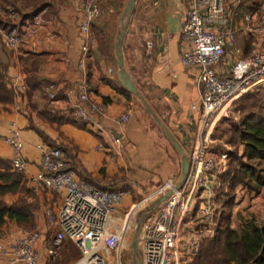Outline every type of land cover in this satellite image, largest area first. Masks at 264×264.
Here are the masks:
<instances>
[{"label":"crops","instance_id":"0c3cea01","mask_svg":"<svg viewBox=\"0 0 264 264\" xmlns=\"http://www.w3.org/2000/svg\"><path fill=\"white\" fill-rule=\"evenodd\" d=\"M81 1L27 0L26 5L24 0H16L17 13L12 8H4L0 2V15L7 18L3 19L5 27L0 30L9 22L23 20L24 15L31 13L25 8L36 2L49 4L31 17L42 13L50 20L36 37L17 49L5 48L0 36V161L10 163L12 151L2 137L13 123L20 134L22 155L27 162L15 192L0 196L7 206L23 197L21 187L29 190L28 179L37 170L39 145L61 149L76 175L80 174L96 186H121L123 180L130 177L135 181L131 193L136 198L153 188L157 181L164 179L165 182L171 176L163 166L169 164L171 157L164 140L148 126L142 110L128 91L129 96L121 90L118 79L116 41L126 20L128 0H99L101 14L90 29L92 47L84 59V70L80 67V57L85 36L77 28ZM224 9L235 48L226 51L225 62L217 70L219 74L228 73L238 57L257 47L255 36L243 33L242 28L246 15H251L252 22L257 25L264 23V0H225ZM185 13L186 4L182 0H137L122 42V58L133 84L188 154L192 150L199 116V92L197 68L183 67L180 63L181 52L189 47L180 36ZM81 74H86L90 97L105 105L103 122L107 128L118 131L115 117L129 113L130 119L123 128L126 139L121 148L112 146L106 134L100 137L64 116L65 92L75 88ZM51 92L56 94L55 100H50ZM242 151L240 146L239 154ZM247 190L257 193V202H253L250 211L256 209L264 219V197L261 198L264 186ZM30 200L36 201L34 197ZM128 204L125 200L124 206ZM241 207L245 208L243 204ZM245 220L257 225L264 223L252 215ZM117 222L113 217L112 233L118 231ZM2 231L5 232V238L1 236L2 243L21 233L14 222H7ZM68 249L73 247L66 241L58 263ZM5 262L0 254V264Z\"/></svg>","mask_w":264,"mask_h":264},{"label":"built area","instance_id":"2783aa9c","mask_svg":"<svg viewBox=\"0 0 264 264\" xmlns=\"http://www.w3.org/2000/svg\"><path fill=\"white\" fill-rule=\"evenodd\" d=\"M182 1L186 13L180 36L189 47L181 52L180 63L198 70L199 116L192 150L186 154L189 170L184 181L177 188L179 179L168 178L131 208V212L139 210L145 215L156 200L171 191L140 223L139 264H180L181 256L194 257L200 242L215 235L221 213L216 203L217 190L219 179L227 170L229 152L214 150L213 133L218 124L232 115L235 101L264 86V23L257 25L251 15L245 16L242 31L255 36L257 47L238 57L228 73L219 74L217 70L225 62L226 51L235 48L228 30L225 0ZM79 8L77 28L85 36L80 67L84 70V59L92 47L90 29L101 9L99 0H82ZM49 24L42 13L13 23L0 30L2 44L9 50L20 48ZM49 98L55 100L56 94L51 92ZM65 104L66 118L83 124L100 137L106 134L116 148L123 146V128L130 119L129 113L115 117L118 131L107 128L103 122L105 105L90 97L86 74L80 75L75 88L66 90ZM2 139L12 151L11 169L24 174L27 162L22 155L23 143L13 123ZM38 153L37 170L28 184L39 208L34 211L30 229L7 243L0 241L5 264H126L123 254L128 226H119L116 233L110 230L114 212L128 193L120 188L102 189L81 179L59 148L39 145ZM48 196H56L57 202L50 204L45 200ZM66 241L78 256L58 263Z\"/></svg>","mask_w":264,"mask_h":264},{"label":"trees","instance_id":"16d2710c","mask_svg":"<svg viewBox=\"0 0 264 264\" xmlns=\"http://www.w3.org/2000/svg\"><path fill=\"white\" fill-rule=\"evenodd\" d=\"M0 2L4 8H12L15 13L17 10L19 12L16 0H0ZM44 2L39 4L34 11L32 10L29 15H24L23 18H29L42 7L48 6L49 3L46 5ZM24 3L27 5V0H24ZM11 25L12 23L9 22L6 28ZM0 27L5 26L0 24ZM121 90L129 96L123 87ZM245 98L253 101V104L249 106L252 108L256 106L255 103L264 101L262 96L253 94ZM73 121L78 123L81 128H85L83 124ZM233 134L237 143L243 147V151L239 155V152L233 155V160L238 161V164L232 170H229L228 156L227 170L221 175L217 190L216 203L222 209L216 224L215 235L200 242L199 250L193 257V264H264V223L257 225L252 220H245L242 227L236 230L230 227V212L225 214V209H230L233 205L234 190L237 186L241 185L250 190H257L264 186V168L256 172L249 164L251 161L264 164V103L258 112L247 114L241 120L240 125L233 128ZM243 159L247 162H244ZM0 168L3 169V172H0V182L2 183L0 184V196L15 192V186L20 184L22 173L13 171L10 163L6 162L0 161ZM88 183L94 185L91 182ZM223 190L225 198L220 204L219 193H222ZM20 191L24 192L23 197L10 206L5 205L0 199V231L7 222H14L19 228H22V225L33 224L36 207L35 201L31 202L30 200L33 198V194L23 187L20 188Z\"/></svg>","mask_w":264,"mask_h":264},{"label":"rangeland","instance_id":"374dc122","mask_svg":"<svg viewBox=\"0 0 264 264\" xmlns=\"http://www.w3.org/2000/svg\"><path fill=\"white\" fill-rule=\"evenodd\" d=\"M39 5L38 2L32 3L31 6H28L27 8H25L27 11H34L35 8H37V6ZM30 7V8H29ZM30 14V13H29ZM3 19H6L5 17L0 15V24L2 25L4 23ZM122 87V86H121ZM130 93V92H129ZM259 95L262 96V98L264 99V86L259 88L257 91L252 92L248 95ZM130 98H132L134 100V102L140 107V109L142 110V114L144 115V118L146 119L148 126L153 128L154 130H156V132L158 133V136L164 140V144L165 146H167V150L170 154V158H169V164L167 163V165H163L165 169H167L168 172H170L169 175H171L169 178H173L174 180H178L180 178L181 175V170H182V163H181V157L178 154V152L176 151V149L173 147L172 143L166 138V136L160 131V129L158 128V126L156 125V123L151 119V117L149 116V114L146 112V110L144 109L143 105L141 104V102L130 93ZM246 95V96H248ZM240 98L239 100L235 101L232 105V115L223 120L220 124L217 125V127L214 130L213 133V147L215 149H219V150H227L229 152V170H232L235 166H237L238 161L233 160L235 153L239 152V147L240 144L237 143L236 138L233 134V128L235 126H239L241 123V120L243 118H245V116L247 114H250L251 112H258L260 106H262V104L264 103L263 100H261V102L259 103H255L256 106L255 107H249L251 104H253V101L250 99H246L245 97ZM247 108V109H244ZM124 145V144H123ZM239 155V153H238ZM244 162H247L245 159H243ZM249 164L251 166H253V168L255 169L256 172H259L260 169L264 168V164H257L256 162H249ZM73 170V169H72ZM74 171V170H73ZM74 173L76 174L77 172L74 171ZM80 177V174H77ZM81 179H83L82 177H80ZM130 178V177H129ZM126 177V179L123 180L121 186H115V185H111L109 189H118L120 188L123 191H126L128 194L127 196L124 198L123 203L121 205V207L118 209L117 212H114L113 217L117 218V224L119 226H123L124 224L128 226L127 229V235L125 238V242H124V254H123V262L126 264H129L130 261L133 263L132 257H131V251H130V244H131V240L133 237V234L138 226V223L140 222L143 214L139 211L136 210L134 212H131V208H132V204H136L139 203L143 200V198L145 196H147V194L152 191L153 189H155L156 187L160 186L163 182L164 179L157 181L155 186L152 188H150L148 191L145 192V194L141 195L140 197L136 198L134 197V195L131 193V191L133 190V180L129 179ZM166 179V178H165ZM84 180V179H83ZM137 186V183H135ZM154 185V184H152ZM241 186V185H239ZM236 187L234 190V202L233 205H231L230 209H225V214H227V212H230V227L233 229L238 230L239 228L242 227L245 219H248V217L250 215H252V218H256L259 222L264 221V219H261L258 211L256 209H252V211H250L251 207L254 205V203H256L257 201L255 200L257 197V193L256 191H249L247 190V188L245 187ZM147 189V187H146ZM226 190V189H225ZM227 191V190H226ZM242 191H244L242 193ZM221 192V191H220ZM252 192V193H251ZM220 194V204L223 202L224 200V190L222 193ZM238 194V196H237ZM145 195V196H144ZM251 196V197H250ZM132 197V199H131ZM264 197V193L261 195V198ZM260 198V200H262ZM45 200L47 202H49L50 204H54L55 202H57V197L56 196H48L45 197ZM128 200L129 204L124 206V201ZM264 200V199H263ZM254 202V203H253ZM244 205L245 208L241 207V205ZM35 210H38L39 208V204L37 201H35ZM222 209V208H221ZM220 220V219H219ZM32 225H22V228H19L20 232L25 231L30 229ZM1 236H4L5 238V232L0 231V239ZM15 235H13L14 237ZM69 242V241H68ZM72 247V245H71ZM184 254H187L186 252H184ZM78 256V252L73 248V249H68V252H64L62 255V259L59 260L61 263L62 262H69L72 259L76 258ZM188 255H184L180 257V264H193V258H191L190 260H188Z\"/></svg>","mask_w":264,"mask_h":264},{"label":"water","instance_id":"95a60500","mask_svg":"<svg viewBox=\"0 0 264 264\" xmlns=\"http://www.w3.org/2000/svg\"><path fill=\"white\" fill-rule=\"evenodd\" d=\"M137 0H128L125 8L126 12V20L122 23L120 32L117 37L116 41V57H117V64H118V79L121 83V86L128 92H130L132 95H134L143 105L146 112L149 114L151 119L156 123L160 131L166 136V138L172 143L173 147L176 149L178 154L181 157V163H182V170L181 175L178 181V184L176 187L178 188L181 183L184 181L188 174L189 170V164L187 160V156L184 153L180 143L178 140L174 137L173 133L161 122V120L158 118L156 113L153 111V109L148 104L147 100L144 98V96L138 91L136 86L133 84L132 80L130 79L128 73L125 71L123 58H122V42L124 39V35L126 32V28L128 25V19L131 14V10L133 5L135 4ZM171 194V191H168L165 193L162 197H160L158 200H156L149 208V211L147 214L143 215L140 222L138 223V226L133 234L131 244H130V251H131V257L133 260V264H139L138 254H137V235L139 231L140 223L146 218V216L153 212L155 208L161 204L167 197Z\"/></svg>","mask_w":264,"mask_h":264},{"label":"bare ground","instance_id":"6f19581e","mask_svg":"<svg viewBox=\"0 0 264 264\" xmlns=\"http://www.w3.org/2000/svg\"><path fill=\"white\" fill-rule=\"evenodd\" d=\"M127 227V226H126Z\"/></svg>","mask_w":264,"mask_h":264}]
</instances>
